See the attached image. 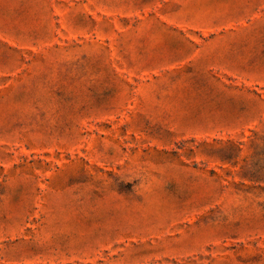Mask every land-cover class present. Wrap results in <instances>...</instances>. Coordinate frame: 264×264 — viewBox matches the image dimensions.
<instances>
[{
  "label": "rangeland",
  "instance_id": "1",
  "mask_svg": "<svg viewBox=\"0 0 264 264\" xmlns=\"http://www.w3.org/2000/svg\"><path fill=\"white\" fill-rule=\"evenodd\" d=\"M0 264H264V0H0Z\"/></svg>",
  "mask_w": 264,
  "mask_h": 264
}]
</instances>
